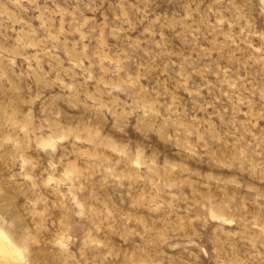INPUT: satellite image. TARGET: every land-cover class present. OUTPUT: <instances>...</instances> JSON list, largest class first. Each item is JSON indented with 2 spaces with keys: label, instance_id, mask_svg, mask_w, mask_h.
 Segmentation results:
<instances>
[{
  "label": "rangeland",
  "instance_id": "obj_1",
  "mask_svg": "<svg viewBox=\"0 0 264 264\" xmlns=\"http://www.w3.org/2000/svg\"><path fill=\"white\" fill-rule=\"evenodd\" d=\"M0 264H264V0H0Z\"/></svg>",
  "mask_w": 264,
  "mask_h": 264
},
{
  "label": "bare ground",
  "instance_id": "obj_2",
  "mask_svg": "<svg viewBox=\"0 0 264 264\" xmlns=\"http://www.w3.org/2000/svg\"><path fill=\"white\" fill-rule=\"evenodd\" d=\"M0 260L8 262L21 261L17 250L12 246L7 236L0 230Z\"/></svg>",
  "mask_w": 264,
  "mask_h": 264
}]
</instances>
